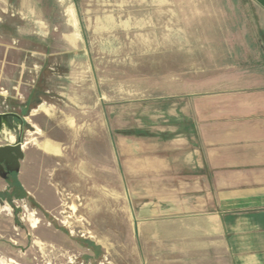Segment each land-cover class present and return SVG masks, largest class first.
<instances>
[{
	"label": "rangeland",
	"instance_id": "374dc122",
	"mask_svg": "<svg viewBox=\"0 0 264 264\" xmlns=\"http://www.w3.org/2000/svg\"><path fill=\"white\" fill-rule=\"evenodd\" d=\"M214 5L0 0V26H8L0 40L6 45H0V113L21 109L8 103L11 97L19 102L44 95L56 102V118L46 121L44 133L27 116L16 130L32 160L29 168L20 165L17 176L53 206L47 213L33 199L11 200L20 193L13 185L0 193V264H79L83 241L103 254L92 264H149L160 252L152 249L159 231L154 224L163 218L136 215L139 207L166 204L160 200L165 186L148 175L156 165L150 148L169 145L157 137L170 129L163 117L174 108L170 101L222 90L230 74L218 68L232 43L242 48L238 40L246 32L235 9ZM43 9L48 36L56 38L48 52L56 56H38L40 42L14 37L17 29L31 31ZM139 130L141 138L133 136ZM47 139L55 141L53 148ZM136 157L142 165L133 164ZM141 166L146 176H139Z\"/></svg>",
	"mask_w": 264,
	"mask_h": 264
},
{
	"label": "crops",
	"instance_id": "0c3cea01",
	"mask_svg": "<svg viewBox=\"0 0 264 264\" xmlns=\"http://www.w3.org/2000/svg\"><path fill=\"white\" fill-rule=\"evenodd\" d=\"M214 3L219 9H235L238 23L244 25L240 31L246 32L238 40L242 48L233 49L231 42L224 55L228 59L218 68L230 74L220 84L222 90L170 101L174 108L163 116L170 129L159 132L157 138L169 145L150 148L156 165L149 167L148 175L155 179L154 185L165 186L160 200L166 204L164 208L139 207L136 213L139 220L163 218L154 224L159 231L152 249L160 252L150 257L149 264H264V0ZM44 14L43 9V18L37 17L31 31L17 29L14 37L40 42L38 56H56L48 52L56 38L48 36ZM67 15L75 24L72 8ZM5 25L0 26V40L7 36ZM51 31L56 33V28ZM8 103L22 107L6 113L20 119L27 116L42 133L47 130L46 121L56 118V102H46L44 95L30 94L19 102L11 97ZM133 136L142 134L139 130ZM47 140L53 148L55 141ZM8 143L0 137V147ZM31 161L25 155L20 165L26 162L29 168ZM141 162L140 157L133 160L135 165ZM139 171V176L147 175L144 167ZM15 181L42 210L50 212L53 205H47L41 193L28 189L27 181L21 182L17 174ZM7 190L8 182L0 176V193Z\"/></svg>",
	"mask_w": 264,
	"mask_h": 264
},
{
	"label": "water",
	"instance_id": "95a60500",
	"mask_svg": "<svg viewBox=\"0 0 264 264\" xmlns=\"http://www.w3.org/2000/svg\"><path fill=\"white\" fill-rule=\"evenodd\" d=\"M3 126H5L7 130L3 131ZM21 126L22 121L16 114L0 113V137L8 135V138H3V140L10 142L0 147V176L4 179L7 172L16 174L19 172L20 161L24 158L21 138L18 136L16 137V130L22 129ZM11 136L14 138L13 142L10 141Z\"/></svg>",
	"mask_w": 264,
	"mask_h": 264
},
{
	"label": "flooded vegetation",
	"instance_id": "af4514ba",
	"mask_svg": "<svg viewBox=\"0 0 264 264\" xmlns=\"http://www.w3.org/2000/svg\"><path fill=\"white\" fill-rule=\"evenodd\" d=\"M13 174H16V173H9V172H7V174H6V177H5V179H6V181L8 182V186H14V183L16 182L15 180H14V178L15 177H12L13 176ZM15 187V186H14ZM13 198H16V199H19V200H27V201H29V200H31L32 198H30V197H28L25 193H22V192H20L19 194H13L12 195V197H11V200L13 199ZM44 216V215H43ZM52 217V216H51ZM53 219H55L54 217H53ZM56 221H59V219L58 218H56ZM59 232H61V231H59ZM62 233V232H61ZM83 244H84V246L83 245H79L80 246V248H83V249H85L86 250V252H84L83 254H81L80 256H79V258H78V263L79 264H92L93 262H97V260L95 259V258H100V259H102V257H103V254H102V252L101 251H98V250H96V249H98L93 243H91L90 241L88 242V241H83L82 242ZM95 260H94V259ZM101 264H103L102 262H101Z\"/></svg>",
	"mask_w": 264,
	"mask_h": 264
},
{
	"label": "trees",
	"instance_id": "16d2710c",
	"mask_svg": "<svg viewBox=\"0 0 264 264\" xmlns=\"http://www.w3.org/2000/svg\"><path fill=\"white\" fill-rule=\"evenodd\" d=\"M14 186L17 187V188L20 190V192L24 193L23 190H22V189L20 188V186L18 185V183L15 182V183H14Z\"/></svg>",
	"mask_w": 264,
	"mask_h": 264
},
{
	"label": "bare ground",
	"instance_id": "6f19581e",
	"mask_svg": "<svg viewBox=\"0 0 264 264\" xmlns=\"http://www.w3.org/2000/svg\"><path fill=\"white\" fill-rule=\"evenodd\" d=\"M72 13V12H71ZM71 15V14H70ZM72 16V15H71ZM70 19H71V17H70Z\"/></svg>",
	"mask_w": 264,
	"mask_h": 264
}]
</instances>
